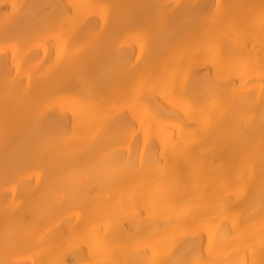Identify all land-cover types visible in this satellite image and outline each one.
I'll return each mask as SVG.
<instances>
[{
	"label": "bare ground",
	"instance_id": "bare-ground-1",
	"mask_svg": "<svg viewBox=\"0 0 264 264\" xmlns=\"http://www.w3.org/2000/svg\"><path fill=\"white\" fill-rule=\"evenodd\" d=\"M0 264H264V0H0Z\"/></svg>",
	"mask_w": 264,
	"mask_h": 264
}]
</instances>
